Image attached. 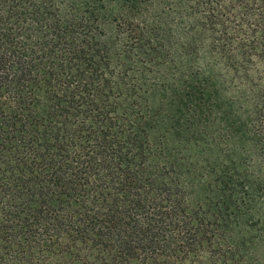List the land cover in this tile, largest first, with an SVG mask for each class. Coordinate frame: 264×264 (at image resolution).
<instances>
[{
    "label": "trees",
    "instance_id": "16d2710c",
    "mask_svg": "<svg viewBox=\"0 0 264 264\" xmlns=\"http://www.w3.org/2000/svg\"><path fill=\"white\" fill-rule=\"evenodd\" d=\"M0 264H264V0H0Z\"/></svg>",
    "mask_w": 264,
    "mask_h": 264
},
{
    "label": "rangeland",
    "instance_id": "374dc122",
    "mask_svg": "<svg viewBox=\"0 0 264 264\" xmlns=\"http://www.w3.org/2000/svg\"><path fill=\"white\" fill-rule=\"evenodd\" d=\"M109 36H113L111 28L109 29Z\"/></svg>",
    "mask_w": 264,
    "mask_h": 264
}]
</instances>
